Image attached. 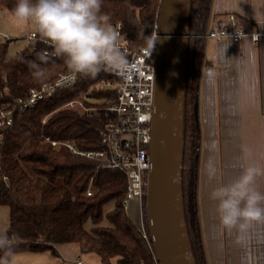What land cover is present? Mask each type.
<instances>
[{
	"label": "trees",
	"instance_id": "16d2710c",
	"mask_svg": "<svg viewBox=\"0 0 264 264\" xmlns=\"http://www.w3.org/2000/svg\"><path fill=\"white\" fill-rule=\"evenodd\" d=\"M211 2L191 0L186 59L182 190L195 264H206L199 230L200 153L194 102L204 63ZM159 3L160 0H103L102 13L110 16L112 26L121 25L129 48L139 49L147 46L146 37L155 33ZM16 4L17 0H0V8L12 16ZM237 18L243 28L249 26L247 20ZM9 40L0 41V104H7L6 109L11 108L9 104L14 99L24 98L30 89L53 82L67 70L61 59L52 58L44 65L47 78L36 80L20 58L34 60V53L44 47L28 43L7 60ZM102 79L103 75L78 78L74 85L57 90L35 106L12 112L10 125L0 126V205L8 208L4 234L15 236L14 254L49 251L56 255V245L75 244L81 254L96 255L100 264H152L153 252L147 240L122 206L126 177L101 168L100 160L71 154L64 145L71 143L78 150L102 149L98 135L104 125L102 108L115 95V90L89 92ZM83 94L87 111L63 107ZM52 141L58 144L52 145ZM89 186L92 192L86 196ZM108 204L112 208L105 212ZM87 219L91 222L89 229L83 226ZM144 224L148 234L146 219Z\"/></svg>",
	"mask_w": 264,
	"mask_h": 264
},
{
	"label": "crops",
	"instance_id": "0c3cea01",
	"mask_svg": "<svg viewBox=\"0 0 264 264\" xmlns=\"http://www.w3.org/2000/svg\"><path fill=\"white\" fill-rule=\"evenodd\" d=\"M225 13L236 14L264 34V0H212L211 17ZM199 114L197 200L206 264H264V225L254 224L255 235L245 246L236 245L234 237L219 227L215 205L209 199L206 175V164L214 159L221 168L222 181L230 183L238 174L232 169L233 158L240 155L242 148L256 154L264 152V37L257 46L249 39L241 46L205 41ZM259 183L264 187V178ZM54 250L57 260L52 263L38 261L39 252H21L22 262L76 264L80 261L81 253L75 244H58ZM83 255L89 258L94 254Z\"/></svg>",
	"mask_w": 264,
	"mask_h": 264
},
{
	"label": "clouds",
	"instance_id": "9594fccd",
	"mask_svg": "<svg viewBox=\"0 0 264 264\" xmlns=\"http://www.w3.org/2000/svg\"><path fill=\"white\" fill-rule=\"evenodd\" d=\"M103 0H17L13 14L19 22L32 23L39 35L53 46L52 52L36 51L34 60H25L32 76L42 81L48 71L44 67L52 58L63 61L69 74L61 81L70 85L77 78L95 79L110 71L130 77L133 66L120 48V34L102 13ZM156 37H146L152 50ZM232 169L238 174L230 183L222 181L221 168L214 159L206 164L210 184L209 199L215 205L221 231L245 246L253 237L252 226L264 225V152L242 148L233 158ZM15 236L0 234V252L4 264L14 255Z\"/></svg>",
	"mask_w": 264,
	"mask_h": 264
},
{
	"label": "water",
	"instance_id": "95a60500",
	"mask_svg": "<svg viewBox=\"0 0 264 264\" xmlns=\"http://www.w3.org/2000/svg\"><path fill=\"white\" fill-rule=\"evenodd\" d=\"M191 0H160L154 37V93L151 135L143 202H137L136 226L145 232L158 264H195L187 234L183 206L182 161L184 146V100ZM234 17H237L234 13ZM219 15L211 17L212 21ZM264 34L249 27L233 42L211 38L213 43L241 46L245 39L257 46ZM256 40V41H255ZM205 49V48H204ZM202 69V68H200ZM200 79L194 102V119L201 149L199 117ZM144 210V212H143ZM144 214V217H143Z\"/></svg>",
	"mask_w": 264,
	"mask_h": 264
},
{
	"label": "built area",
	"instance_id": "2783aa9c",
	"mask_svg": "<svg viewBox=\"0 0 264 264\" xmlns=\"http://www.w3.org/2000/svg\"><path fill=\"white\" fill-rule=\"evenodd\" d=\"M249 27L243 28L237 17L225 13L217 16L212 24L210 19L205 41L211 38H230L233 42H237ZM113 28L119 32L120 48L133 68L130 77L118 76L110 71H103L99 75H103L104 79L98 81L89 89V92L100 89L115 90L114 97L107 100L108 104L102 108L101 114L104 125L98 132L102 149L78 150L71 143H64V145L71 154L92 160H100L102 162L101 168L115 170L126 177L122 201V206L126 210L131 200L138 201L139 205L142 204L147 171L151 164L148 143L151 135L155 80L154 46L152 50L148 44L139 49H131L121 31V25L117 23ZM1 38L0 35V41H2ZM25 38L30 44L42 45L44 47L43 51L49 53L53 51V46L42 38L36 30L29 32ZM68 74L69 70L67 69L59 74L53 82L44 83L38 88L30 89L24 98L14 99L9 104L10 109H6L7 104L1 103L0 126L10 125L12 112L16 110L20 112L26 108H31L57 90L74 85L77 80L70 85L61 84V81ZM85 98L86 94H83L81 99L69 100L63 107L81 108L87 111L83 104ZM51 144L57 145L58 143L52 141ZM91 192L89 186L85 191V195L90 196ZM141 232L148 242L145 232L143 230ZM76 264H81V262L77 261ZM152 264H158L154 254Z\"/></svg>",
	"mask_w": 264,
	"mask_h": 264
},
{
	"label": "rangeland",
	"instance_id": "374dc122",
	"mask_svg": "<svg viewBox=\"0 0 264 264\" xmlns=\"http://www.w3.org/2000/svg\"><path fill=\"white\" fill-rule=\"evenodd\" d=\"M35 31V26L32 23H23L19 22L16 17L9 14L6 10L0 8V35L2 36V41L8 40V48L6 59L10 60L14 54L24 48L28 42L25 36L31 32ZM137 202L135 200H131L128 208H126L125 212L127 216L133 221L136 222L137 215ZM112 208V204H108L104 207V211L107 212ZM104 224V221L102 222ZM8 226V208L6 206L0 205V234H4L5 230ZM85 229H89L91 226V222L89 219L85 220L83 224ZM74 246V245H73ZM72 246V247H73ZM24 253H18L14 255L12 259H10V264H24L22 262ZM36 256H38V261H43L46 263H52L57 260L54 255H52L49 251L39 252ZM79 259L84 264H98V257L96 255L90 256L89 258L84 257L83 254H79ZM0 264H4V260H0Z\"/></svg>",
	"mask_w": 264,
	"mask_h": 264
},
{
	"label": "flooded vegetation",
	"instance_id": "af4514ba",
	"mask_svg": "<svg viewBox=\"0 0 264 264\" xmlns=\"http://www.w3.org/2000/svg\"><path fill=\"white\" fill-rule=\"evenodd\" d=\"M238 22L242 25V23L240 22V20L237 18ZM249 27V26H248Z\"/></svg>",
	"mask_w": 264,
	"mask_h": 264
}]
</instances>
